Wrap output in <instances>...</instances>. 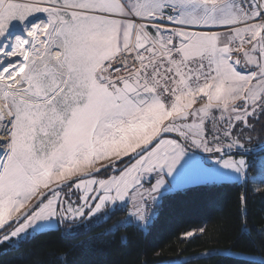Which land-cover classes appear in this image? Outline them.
<instances>
[{
  "label": "snow or ice",
  "instance_id": "6c2138e0",
  "mask_svg": "<svg viewBox=\"0 0 264 264\" xmlns=\"http://www.w3.org/2000/svg\"><path fill=\"white\" fill-rule=\"evenodd\" d=\"M262 121L264 0H0V244L124 202L146 224L194 149L247 177Z\"/></svg>",
  "mask_w": 264,
  "mask_h": 264
},
{
  "label": "trees",
  "instance_id": "16d2710c",
  "mask_svg": "<svg viewBox=\"0 0 264 264\" xmlns=\"http://www.w3.org/2000/svg\"><path fill=\"white\" fill-rule=\"evenodd\" d=\"M97 219H82L6 245L0 248V264H249L251 255L234 253L264 251V193L248 182L169 193L146 229L118 226L117 214ZM188 231L195 235L185 238ZM227 249L233 252L201 256Z\"/></svg>",
  "mask_w": 264,
  "mask_h": 264
},
{
  "label": "rangeland",
  "instance_id": "374dc122",
  "mask_svg": "<svg viewBox=\"0 0 264 264\" xmlns=\"http://www.w3.org/2000/svg\"><path fill=\"white\" fill-rule=\"evenodd\" d=\"M35 15H37L40 18H44L45 16V14L43 13H38ZM29 19L31 20L32 18L30 17ZM16 30L21 31V26L19 25V22L14 21L11 31L14 33V31ZM253 135H254V132L251 133V137H253ZM246 147H249V146L246 145ZM245 158L249 161L248 176L240 177V176H237L235 173L231 175H225L222 172V170L219 168V166L213 163L210 157H202L190 151L188 155L182 161L181 165L178 167L176 173L172 177H169L168 183H166L164 187L161 188L160 194L157 200L151 206V210H150L146 224L142 225L141 222L138 221L135 217L128 215V207H127L126 202L117 204L112 208H108L104 212L98 213L96 216H93L87 220H92V219L94 220L96 217L100 219L104 215L111 216L113 214H117L119 217V220L117 221L118 226H127V225L132 224V225H137L143 229H146L149 221L153 217V213L156 207L160 204L163 196L169 193L187 189L193 186H198V185H214V184H223V183L246 184L248 182L252 186L254 191L258 187H264V185H261L262 182L259 179L255 181H253L252 179L254 175L258 176L259 166L261 165V163H264V155L262 154V156L261 155L251 156V157H245ZM193 165H197L198 167H194ZM203 173H208L209 175L216 177V179H212V180L201 179L200 177ZM172 185H183V186L178 188L175 191H172L170 190ZM82 219L83 218H81L80 220ZM43 224H44V227L37 226L35 229L30 228L26 233L21 234L20 237L13 238V240L11 241H7L4 244H0V248L6 245H13V244L16 245L19 242L39 232H43V231H47L51 229L64 228L70 225L69 223H61L58 220L45 221L43 222Z\"/></svg>",
  "mask_w": 264,
  "mask_h": 264
},
{
  "label": "flooded vegetation",
  "instance_id": "af4514ba",
  "mask_svg": "<svg viewBox=\"0 0 264 264\" xmlns=\"http://www.w3.org/2000/svg\"><path fill=\"white\" fill-rule=\"evenodd\" d=\"M256 129L257 131L254 132L253 137H251L250 142L247 144L249 147L244 150H254L264 146V130L261 129V124H257Z\"/></svg>",
  "mask_w": 264,
  "mask_h": 264
},
{
  "label": "water",
  "instance_id": "95a60500",
  "mask_svg": "<svg viewBox=\"0 0 264 264\" xmlns=\"http://www.w3.org/2000/svg\"><path fill=\"white\" fill-rule=\"evenodd\" d=\"M16 31L20 32V30H16ZM191 152L198 154L202 157H209V154L204 153L202 151H199L197 149H194ZM239 154L243 155L244 157L260 156V155L264 154V146H262L258 149H254V150H240Z\"/></svg>",
  "mask_w": 264,
  "mask_h": 264
},
{
  "label": "bare ground",
  "instance_id": "6f19581e",
  "mask_svg": "<svg viewBox=\"0 0 264 264\" xmlns=\"http://www.w3.org/2000/svg\"><path fill=\"white\" fill-rule=\"evenodd\" d=\"M14 33H16V34H19L20 32H18V31H15Z\"/></svg>",
  "mask_w": 264,
  "mask_h": 264
}]
</instances>
